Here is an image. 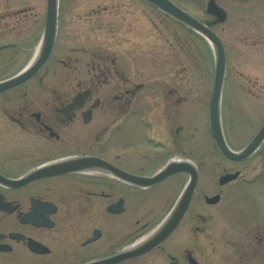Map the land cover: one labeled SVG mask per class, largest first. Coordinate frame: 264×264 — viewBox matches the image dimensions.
I'll list each match as a JSON object with an SVG mask.
<instances>
[{
  "label": "flooded vegetation",
  "instance_id": "1",
  "mask_svg": "<svg viewBox=\"0 0 264 264\" xmlns=\"http://www.w3.org/2000/svg\"><path fill=\"white\" fill-rule=\"evenodd\" d=\"M136 1L186 26L146 0ZM213 1L225 12V20L210 15L211 22L206 24L214 32L215 27L227 22L236 26L234 16L224 7L223 1ZM1 18L0 28L7 30L8 23L3 22L7 16ZM245 20L244 16L237 17L240 24ZM132 34L134 41L130 51L134 56L129 62L119 54L111 67L98 65L93 69L97 72L84 81L81 95L33 97L30 88L38 83L32 81L35 77L0 92V264H101L119 256L124 257L112 264H140L163 250L184 227L199 181L187 213L172 235L153 249L139 252L176 207L187 186L185 178L188 176L189 181L191 174L178 170L160 180L153 181L154 178L170 165L188 161L198 170L200 180V166L180 156L179 151L184 149L186 127L197 129L191 110L201 105L203 95H199L196 89L194 97L185 95L184 81L177 86L171 85V81L162 85L164 81L161 83V80L152 78L150 84H146L147 80L139 82V78L149 79L151 76L148 68L150 53L144 49L145 57L140 59L144 62V70L139 73V34ZM217 35L226 54L220 102L224 130L222 102L226 76L233 60L231 46L255 45L257 42L254 40L256 35L248 31L233 30L231 35L235 42L232 41L230 46ZM258 38L263 39L262 33ZM10 45L2 42L0 52L8 50ZM55 47L56 43L53 52ZM212 49L215 67L208 108L211 134V102L216 86V53ZM99 60L103 63V59ZM58 63L70 67L64 59ZM113 74L117 84L115 95H93L95 87L108 83ZM41 84L38 87L46 88ZM153 84L162 85V95H141L143 91L151 94ZM14 91L20 95H9ZM153 107L157 112L150 115L149 110ZM263 126L264 123L257 133ZM153 127L165 130L162 133L167 139L150 137ZM224 135L234 151H241L248 145L235 150L225 130ZM212 137L214 150L219 151L213 134ZM263 147L264 141L244 161H235L221 154L232 163L244 164ZM226 174H237V177L224 185L219 181L220 187L232 182L249 185L259 180L264 190V173L261 175L260 172L247 183L243 170L225 169L223 175ZM219 186L214 194L204 195L206 204L221 202L223 195ZM244 194L250 202V196ZM214 197H219L217 203L209 204L208 198ZM260 208L264 209L263 206ZM204 217L199 213V219L205 221ZM255 226L237 227L242 243L238 244L236 240L234 248L241 256L264 260V227ZM170 264H178V261L175 259Z\"/></svg>",
  "mask_w": 264,
  "mask_h": 264
},
{
  "label": "rangeland",
  "instance_id": "2",
  "mask_svg": "<svg viewBox=\"0 0 264 264\" xmlns=\"http://www.w3.org/2000/svg\"><path fill=\"white\" fill-rule=\"evenodd\" d=\"M172 1L203 23L211 22V16L206 12L209 0ZM222 1L236 23L234 26L227 22L214 28L224 43L230 46L235 42L231 35L233 30L255 34L257 42L255 45L231 46L233 60L223 90L224 130L232 148L241 150L264 123V0ZM59 5V33L53 56L32 80L40 84L43 81L41 85L46 88L35 83L36 86L30 88L33 97L81 95L84 81L97 72L93 69L98 65L111 67L119 54L125 62L134 56L130 51L134 41L132 32L139 34V73L144 70V62L140 61L145 57L144 49L150 53L148 68L152 77L139 78V82L147 80L146 84H150L152 78L161 83L164 81L162 85L171 81V85L177 86L184 81L185 95L194 97L195 89L203 95L201 105L191 110L197 129L186 127L184 149L179 151L180 156L200 166L191 213L184 227L164 249L140 264H170L175 259L178 264H188L189 253L202 264H264L263 259L241 256L234 248L236 240L238 244L242 243L237 227H264V209L260 208L264 207V190L259 180L247 185V180L264 173V147L244 164L232 163L220 150H214L208 125L215 67L211 45L192 29L136 0H60ZM46 13L47 0H0V19L7 16L3 22L8 23L7 30L0 28V44H11L8 50L0 52V80L21 72L34 60L43 39ZM242 16L246 20L240 24L237 17ZM260 33L261 40L258 38ZM62 59L70 63V67L59 64L58 60ZM99 59H103V63ZM153 85L151 94L143 91L141 95H162V85ZM116 90L113 74L108 83L95 87L93 95H115ZM9 95H20V92ZM156 112L155 107L149 110L150 115ZM162 132L165 130L153 127L149 133L150 137L165 138ZM225 169L243 170L247 184L232 182L220 187L219 179ZM185 181L188 182V176ZM218 186L223 195L221 202L206 204L204 195L214 194ZM244 192L250 196V202ZM199 213L205 216V221L198 218Z\"/></svg>",
  "mask_w": 264,
  "mask_h": 264
},
{
  "label": "water",
  "instance_id": "3",
  "mask_svg": "<svg viewBox=\"0 0 264 264\" xmlns=\"http://www.w3.org/2000/svg\"><path fill=\"white\" fill-rule=\"evenodd\" d=\"M149 3L153 4L157 8L161 9L165 13L169 14L171 17L179 20L188 27L192 28L194 31L198 32L204 36L213 46L216 53V86L213 99L211 102V113L210 121L213 135L215 137L218 146L221 151L228 158L243 161L249 158L256 150L260 147L264 141V126L252 140V142L241 152L233 151L227 144L225 135L223 132L221 116H220V102H221V92L225 79L226 73V54L225 48L221 39L218 35L207 25L203 24L186 11L182 10L180 7L175 5L170 0H146ZM207 12L211 15H216L220 21L225 20V12L221 9L215 1L211 0L207 6ZM58 17H59V0H48L47 2V14L45 20V30L44 37L39 48V52L36 55L35 59L27 66L22 72L16 76L5 80L0 83V92L18 86L29 79H31L48 61L50 58L58 32ZM177 165V166H176ZM178 170H185L191 174V178L186 186L185 191L180 197L176 207L168 215L165 221L162 223L161 227L151 236L146 243L139 248V252H144L145 250L153 249L156 245L167 239L177 228L179 223L184 218L198 181V171L196 167L186 161L181 164L170 165L168 168L164 169L153 181L160 180L169 174H172ZM237 177V174H229L221 178V184H225L231 180H234ZM219 200V197L208 198V203L214 204ZM130 256V254L128 255ZM124 256H119L115 258L107 259L101 264H112L116 260H120ZM189 264H201L198 262L193 255L190 253L188 255Z\"/></svg>",
  "mask_w": 264,
  "mask_h": 264
}]
</instances>
